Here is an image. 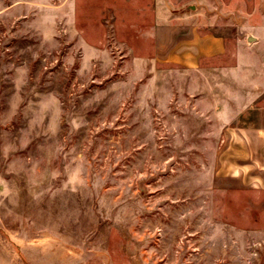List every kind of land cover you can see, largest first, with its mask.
Wrapping results in <instances>:
<instances>
[{"label":"rangeland","instance_id":"374dc122","mask_svg":"<svg viewBox=\"0 0 264 264\" xmlns=\"http://www.w3.org/2000/svg\"><path fill=\"white\" fill-rule=\"evenodd\" d=\"M152 2L0 0V264H264L226 82L157 58Z\"/></svg>","mask_w":264,"mask_h":264},{"label":"crops","instance_id":"0c3cea01","mask_svg":"<svg viewBox=\"0 0 264 264\" xmlns=\"http://www.w3.org/2000/svg\"><path fill=\"white\" fill-rule=\"evenodd\" d=\"M202 1L153 0L151 31L155 54L162 61L188 67L198 66L202 59L214 56L219 80L226 82L219 92L222 96L225 90L229 114L226 141L235 153L229 159L232 175L261 184L264 183V0H215L214 13L210 14L212 27H208V18L202 17L198 7Z\"/></svg>","mask_w":264,"mask_h":264}]
</instances>
